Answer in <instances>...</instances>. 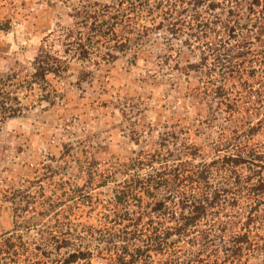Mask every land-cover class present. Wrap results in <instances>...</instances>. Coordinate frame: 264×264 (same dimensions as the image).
I'll list each match as a JSON object with an SVG mask.
<instances>
[{
    "label": "trees",
    "instance_id": "1",
    "mask_svg": "<svg viewBox=\"0 0 264 264\" xmlns=\"http://www.w3.org/2000/svg\"><path fill=\"white\" fill-rule=\"evenodd\" d=\"M126 8L111 24L99 21L98 10L76 12L81 20L58 37L64 55L35 59L32 82L41 85L47 73H60L73 60L84 80L87 64L113 60L114 50L125 51L144 34L181 38L188 46L205 39L198 54L209 84L185 95L197 140L186 136L191 128L175 123L151 151L125 161L66 163L74 193L109 189L99 210L88 214L95 222L74 224L72 213L66 223L30 236L33 224L16 209L13 228L0 236V264H264V0H131ZM124 16L127 33L116 28ZM142 19L147 26L139 27ZM104 24L115 40L106 50L90 37L100 36ZM137 55L133 50L131 60ZM5 93L2 111L17 114L23 106ZM49 214L36 211L31 218Z\"/></svg>",
    "mask_w": 264,
    "mask_h": 264
},
{
    "label": "rangeland",
    "instance_id": "2",
    "mask_svg": "<svg viewBox=\"0 0 264 264\" xmlns=\"http://www.w3.org/2000/svg\"><path fill=\"white\" fill-rule=\"evenodd\" d=\"M130 2L0 0V101L8 92L13 105L23 106L14 115L0 106V236L13 228L16 209L26 215V225L33 224L30 236L36 228L66 223L72 213L74 224L95 222L88 214L99 210L109 189L92 186L74 193V180L64 171L66 163L125 161L151 151L160 133L175 123L191 128L186 136L197 140L190 121L195 115L185 95L194 86L209 84L204 76L208 66L200 65L198 54L205 39L188 46L181 38L144 34L125 51L114 50L118 56L113 60L87 64L90 74L84 80L78 79L80 62L73 60L60 73H47L41 85L32 82L35 59L48 53L64 55L66 46L58 37L61 32L63 37L66 26L97 10L103 12L99 21L111 24L118 9L129 12ZM76 12L79 18L74 17ZM127 16L116 28L125 26L128 31ZM139 23V27L148 25L146 19ZM107 25L100 36L90 35L94 45L104 50L115 43ZM133 50L138 54L134 62ZM70 195L74 197L69 199ZM45 210L48 216L31 218Z\"/></svg>",
    "mask_w": 264,
    "mask_h": 264
}]
</instances>
